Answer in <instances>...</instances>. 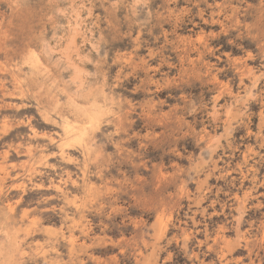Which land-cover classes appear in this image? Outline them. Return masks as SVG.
Instances as JSON below:
<instances>
[{"label":"rangeland","instance_id":"obj_1","mask_svg":"<svg viewBox=\"0 0 264 264\" xmlns=\"http://www.w3.org/2000/svg\"><path fill=\"white\" fill-rule=\"evenodd\" d=\"M140 3L0 0V264L6 259L4 233L13 230L26 253L14 264H125L120 242L130 232L124 226L147 219L139 211L149 189L157 183L170 189L186 179L176 174L177 166L189 167L205 146L214 148L213 141L225 135L228 140H219L225 147L213 156L215 172L206 180L193 174L195 182L187 185L189 193L202 189L199 207L207 209V217L187 199L180 215H194L200 222L193 226L200 229L196 239L208 244L197 253L220 242L200 257L204 264H240L249 255L259 264L264 258L258 243L264 232V78L259 63H240L239 51L221 43L218 67L223 71L213 79H198L193 93L198 103H208L194 125L200 135L177 144L182 155L188 154L185 158L165 155L160 144L148 140L155 127L149 112L153 105L165 114L179 109L177 90L134 89H144L149 76L161 83L163 76L174 80L168 64L182 59L178 45L195 39L199 18L173 33V25L165 22L168 9L183 3L151 0L147 10ZM37 30L45 33L43 43L31 40ZM229 55L234 61L226 65ZM98 64L109 84L119 80L117 94L143 107L129 115L119 137L107 144L97 138L88 148V125L105 115L103 102L93 100L97 78L92 73ZM65 104L82 113L88 125L59 127L58 117L47 110ZM61 136L68 138L62 148L49 143V137L59 142ZM192 141L199 145L195 151ZM176 251L178 264H192Z\"/></svg>","mask_w":264,"mask_h":264},{"label":"clouds","instance_id":"obj_2","mask_svg":"<svg viewBox=\"0 0 264 264\" xmlns=\"http://www.w3.org/2000/svg\"><path fill=\"white\" fill-rule=\"evenodd\" d=\"M150 2L151 0H141L140 6L147 10ZM168 3L185 5L168 9L165 22L173 25V33L176 28H186L189 24H196L197 18H199L200 29L192 33L195 39L181 41L178 45L183 53L182 59L178 58L175 64H168L167 60L164 61L168 64L169 73L174 75V80L169 81L167 76H163V83H161L160 80H153L149 76L143 81L144 89L137 87L134 90L147 91L152 85H156L157 91L168 87H174L177 90L178 100L182 105L179 109H170L165 114L161 107L152 106L149 115L159 131L157 132L154 127L148 140L160 144L165 155L181 156L183 159L188 154L182 155L177 144L181 140L187 141L193 135H200L195 133L194 125L203 119L208 108L207 102L198 103L199 98L193 95L197 88L196 81L204 78L213 79L223 71L218 67L220 56L224 55L219 45L223 43L233 50H238L242 56L240 61L242 64H246L248 60L258 61L257 70L261 71V77L264 78V0H211V2L210 0H168ZM152 15L151 11H147L148 17ZM52 19V16L47 17L48 22ZM44 34V31L37 30L33 32L31 40L43 43ZM245 41L248 47H245ZM249 48H251V53ZM214 58L215 64L211 63ZM233 61L234 57L229 55L225 64H232ZM173 69H175L174 73ZM149 71L152 70L149 69ZM92 75L97 78L96 95L93 100L100 99L105 110L104 119L100 123L88 125L83 114L77 113L67 104L56 105L47 110L58 117L59 127H64L68 122L81 126L88 125L89 135L86 138L88 148L96 144L97 138L107 144L112 141V138L119 137L125 132L124 125L128 122L129 115L137 108L143 107L134 105L117 94V89L120 88L119 80L109 84L104 79L105 73L100 64L97 65ZM214 82L220 83L219 81ZM105 89L108 91L105 92ZM182 92L186 94L181 95ZM82 102L90 101L82 98ZM67 139L66 136H61L58 142L52 140L51 137L48 138L50 144H56L61 148ZM220 139L228 140L229 138L227 135L216 138L213 141L215 147L210 149L205 146L200 155L190 161L189 167L181 170L177 166L176 174L181 176L186 174V179H181L176 186L170 189L162 187L160 183L149 189L150 195L144 197L143 208L139 211V215L147 219L130 220L124 226L125 230L130 232L129 237L120 242L122 251L126 253L125 264H178L174 259V254H178L177 249L188 255L192 264H204L200 257L209 255L220 246V242L217 241L212 247L197 253L196 248L204 249V246L208 244L207 239L204 241L196 239L200 229L193 226L199 225L200 222L195 219L194 215H180L182 202L187 199L193 203L201 216L207 217V209L199 207L204 199L201 194L202 189L189 193L187 185L195 182L192 178L193 174L197 177L203 174L206 180L209 174L215 172L216 161L213 156L218 148L225 147L219 143ZM203 143L207 144L206 141ZM261 146L264 147V145ZM191 147L195 151L199 145L196 141H192ZM227 147H231L230 140ZM68 162L79 163L76 160ZM137 194L140 195V193ZM4 236L6 237L4 242L6 259L3 264H14L17 257L26 254L19 247V232L13 230L11 235L5 232ZM242 238V235L238 236L237 241ZM208 239L211 237L209 236ZM258 243L264 248V232L260 234ZM173 245H176V249H173ZM237 246L241 245L237 243ZM208 264H218V261L210 260ZM240 264H257V260L249 255ZM259 264H264V258L259 260Z\"/></svg>","mask_w":264,"mask_h":264}]
</instances>
